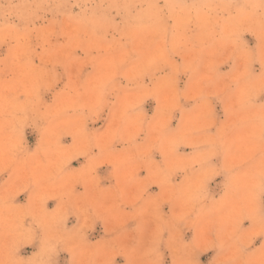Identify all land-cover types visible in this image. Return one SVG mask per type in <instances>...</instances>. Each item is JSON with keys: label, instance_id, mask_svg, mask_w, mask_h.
I'll return each mask as SVG.
<instances>
[{"label": "clouds", "instance_id": "1", "mask_svg": "<svg viewBox=\"0 0 264 264\" xmlns=\"http://www.w3.org/2000/svg\"><path fill=\"white\" fill-rule=\"evenodd\" d=\"M33 3L29 18L40 19L37 13L43 12L67 15L72 25L67 38L86 53L87 60L76 66L56 105L45 106L41 93L51 82L43 67L31 63L26 37L0 34V42L13 39L16 48L7 64L0 59V174L8 172L11 180L7 189H0V264H53L50 257L58 248L70 253L67 264H116L117 257L124 264H166L167 248L175 252L172 264H199L191 258L193 249L212 250L215 254L208 264H264V240L258 257L248 255L256 237H264V99H260L264 96V0ZM72 6L80 11L73 14ZM4 8L0 2V11ZM107 11L122 13L123 24L109 23ZM193 23L200 31L190 38L187 33ZM143 26H150L153 36L138 46L131 35ZM110 30L116 35L105 47L101 41ZM26 31L31 29L26 27ZM245 33L258 39L255 61L240 47ZM205 43L215 47L202 61L200 51ZM113 47L122 50L120 57L102 58ZM69 56L65 53L64 60ZM176 56L181 63L175 62ZM98 57L101 71L81 80L82 64ZM233 57L240 60L239 70L218 73L219 64ZM253 62L260 65L256 75ZM6 72L11 73L7 80L3 79ZM182 73L196 79L192 88L180 91L176 83ZM149 98L157 101L151 117L142 107ZM214 104L222 106V119L213 111ZM106 109L107 127L89 129V122L100 119ZM174 119L177 123L172 127ZM29 125L40 126L42 139L35 148L24 142L23 130ZM241 127L243 131H235ZM64 136H70L72 143L62 144ZM118 144L124 147L117 149ZM182 147L192 151L182 154ZM78 157H84L86 165L70 169V162ZM105 163L112 167L115 185L107 198H101L95 174ZM141 169L147 175L139 177ZM213 177H222L218 199L210 197L207 189ZM78 183L86 185L80 199L73 197ZM153 184L160 192L146 200ZM30 187L35 193L29 206L14 214L15 222L6 223L2 214L11 208L10 193ZM49 199L61 201L54 215L43 211ZM164 203L178 208L165 216L160 211ZM77 213L83 223L73 232L65 224ZM209 213L217 215L202 222ZM25 217L32 220L28 228L23 226ZM124 217L151 219L153 229L146 243H141L140 224L131 229L135 243L127 242L117 230ZM244 220L250 221L248 229L242 228ZM96 221L105 225V236L88 246L84 230ZM181 225L197 230L191 248L173 239ZM36 230L43 233L41 258L15 259L16 244L25 238L31 242Z\"/></svg>", "mask_w": 264, "mask_h": 264}, {"label": "rangeland", "instance_id": "2", "mask_svg": "<svg viewBox=\"0 0 264 264\" xmlns=\"http://www.w3.org/2000/svg\"><path fill=\"white\" fill-rule=\"evenodd\" d=\"M0 2L5 4L3 11H0V34H4L8 37L11 36H25L26 45L30 52L31 63L37 67H43L48 73V78L51 82V87L47 90L42 91L41 93V102L45 106H55L56 103L61 99L63 89L66 83L69 82L70 78L74 76L75 68L81 63V61L87 60L86 53L80 48H74L71 42L68 40L66 33L70 32L72 25L67 17V15H58L54 12H43L37 13L41 18L36 19L35 17L29 18V12L32 8L35 7L33 0H0ZM73 0H69L71 5ZM160 3L163 4V0H160ZM80 9L78 7L72 6L71 12L73 14L78 13ZM200 12H203V9H200ZM105 15L108 17V22L113 23L117 26H120L124 22L123 14L117 15L115 11H107ZM172 21H168V24H171ZM31 29V31H26ZM200 29L193 23L189 26L187 35L190 38H194L198 35ZM116 33L109 31L107 37L101 41V44L107 47L108 44L112 42V37ZM153 36V31L150 26H143L138 28L132 35L131 41L135 45H142L149 41ZM258 46V39L256 35L252 33H245L241 37L240 47L249 52L253 60L255 61L256 50ZM126 47H128L126 45ZM215 46L211 43H205L201 47L200 58L202 61L207 60L209 54L213 51ZM34 50V51H32ZM16 51L15 41L13 39H5L3 42H0V59H3L7 64L11 57ZM65 53H70V56L67 60H64ZM122 53V50L118 47H113L107 53L104 54L102 58H119ZM59 59L60 63H52L51 61ZM100 57L95 61L90 63H83L80 67L79 77L81 80L85 78H90L94 75H97L101 71ZM177 64L181 63V57H174ZM223 59V58H220ZM43 61V64H42ZM240 60L238 57H233L232 59L227 60L225 63H220L218 68V73H229L239 70ZM252 72L254 75L260 72V65L257 62H253ZM167 70L161 72L160 75H164ZM11 76V73L6 72L3 79L7 80ZM196 77L189 76V74H180L177 77L176 88L177 90L183 91L186 88H192L195 84ZM146 84L151 82L148 79H145ZM125 82L121 79L119 80V85L123 86ZM121 91H132L130 88H121ZM260 99H264L262 96ZM191 104V101L188 102ZM143 111L147 117H151L157 109V101L155 99L149 98L143 104ZM213 111L217 114L219 119L223 118V109L220 105H213ZM178 118L179 114H175ZM109 113L106 109L105 112L101 113V118L96 120L94 123L89 122V129H95L103 131L108 125ZM177 120L172 121V127H175ZM211 131H215L213 128ZM236 132L243 131V128H237ZM24 142L30 147L35 148L37 144L41 141L42 135L40 126H27L23 130ZM62 144H71L72 138L70 136H64L61 140ZM124 147L122 144L116 145L117 149ZM236 146L234 145L233 148ZM182 154L190 153L192 150L190 148L182 147L179 150ZM154 158L156 160L160 159L159 154H155ZM86 165V160L84 157H78L76 160H73L69 164L70 169H80L82 166ZM147 173L141 169L138 173L139 177H143ZM95 178L98 181L96 185V192L101 198H107L109 192L115 185V181L112 175V167L110 164H102L96 171ZM177 182L180 177L177 176L174 178ZM221 181L222 177H213L208 181L207 189L210 197L218 199L221 195ZM11 184L8 172L0 174V189H7ZM86 185L83 183H78L75 185L73 191V197L80 199L81 195L85 193ZM160 192L159 186L156 184L151 185L146 194V200L150 198H155L156 195ZM35 193V189L28 188L25 191L15 192L13 198L10 200L11 208L5 211L2 215L5 218V222H15V213L19 210H23L29 206L30 199ZM61 201L57 199H49L44 204L43 211L46 214L54 215L58 204ZM178 206L175 204L164 203L161 205L160 211L165 216L175 212ZM225 211V210H221ZM217 213H209L208 215L202 218V222H208L215 218ZM81 223H83V218L77 213L76 215L69 216L66 221L65 228L70 229L73 232L80 228ZM140 224L143 233L144 240L141 243H146L148 236L152 232L153 223L150 218L144 217L141 221L140 219H131L124 217V222L117 226V230L121 232L129 244H134L135 241L131 239L134 233L131 231L132 226ZM32 225L31 217H25L23 220L24 228H28ZM250 226V221L244 220L242 222V228L248 229ZM105 225L96 221L92 224L90 229H85L86 242L88 246H93L97 241H100L102 237L105 236ZM43 235L42 232L36 230V235L32 238L31 242L28 240L21 239L15 246V251L13 253L14 258L21 261H28L30 259H39L40 257V237ZM173 239L178 243H183L192 247L193 241L197 238L196 228L189 225L178 226L177 229L172 234ZM167 239V236H165ZM261 240H264V237H256L253 244L249 246L248 255L251 258H256L260 255L259 245ZM212 250L198 252L193 249L192 259H198L199 264H208V261L214 256ZM175 252L172 248L165 249V261L166 264H172ZM53 264H67L70 259V253L58 248L56 253L50 257ZM116 264H124L122 257H117Z\"/></svg>", "mask_w": 264, "mask_h": 264}]
</instances>
